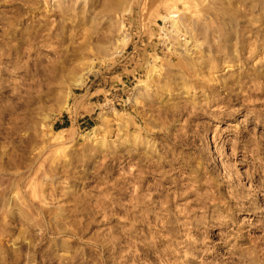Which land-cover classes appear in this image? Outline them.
<instances>
[{
  "label": "rangeland",
  "instance_id": "obj_1",
  "mask_svg": "<svg viewBox=\"0 0 264 264\" xmlns=\"http://www.w3.org/2000/svg\"><path fill=\"white\" fill-rule=\"evenodd\" d=\"M0 54V264H264V0H0Z\"/></svg>",
  "mask_w": 264,
  "mask_h": 264
},
{
  "label": "bare ground",
  "instance_id": "obj_2",
  "mask_svg": "<svg viewBox=\"0 0 264 264\" xmlns=\"http://www.w3.org/2000/svg\"><path fill=\"white\" fill-rule=\"evenodd\" d=\"M0 57H4L3 54H0ZM5 59V58H4ZM1 71V70H0ZM171 254V253H170ZM170 254H168L169 256H171ZM28 262V261H27ZM34 262V261H33ZM32 264V263H31ZM170 264H173V263H170Z\"/></svg>",
  "mask_w": 264,
  "mask_h": 264
}]
</instances>
